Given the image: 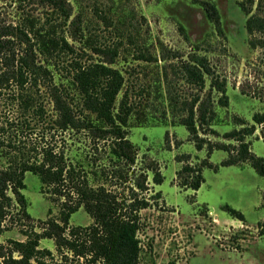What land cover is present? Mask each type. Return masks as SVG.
<instances>
[{"label":"rangeland","instance_id":"rangeland-1","mask_svg":"<svg viewBox=\"0 0 264 264\" xmlns=\"http://www.w3.org/2000/svg\"><path fill=\"white\" fill-rule=\"evenodd\" d=\"M68 1L73 8L72 18L85 12L87 32L96 33L100 42L112 45L123 40L120 56L109 64L120 69L126 80L117 105L127 95L135 108L125 130L136 147V163L129 167L115 161L107 145L110 141L94 139L88 130L59 131L53 141L64 148L73 163L84 164L91 184H105L120 197H129L131 186L139 179L145 180L146 189L136 190L139 198L149 201V206L139 211V264H264V234L259 226L264 221V177L249 162L223 165L230 155L219 148V144L238 146L237 137L228 134L254 127L245 141L250 143L251 151L264 157V123L254 121V115L264 111V47L252 42L254 37L246 26L248 15L240 5L243 0H210L219 9L220 29L207 17L202 0H114L119 3L116 6L113 0ZM245 1L249 7L253 4ZM259 1L254 0L252 13ZM121 2L126 4L127 13L135 14L128 20L135 25L129 28L138 32L135 38L150 50L151 61L136 59L133 51L129 52L133 47L118 33L122 26L116 19L115 26L104 22L95 11L96 7L109 10L115 6L114 11L122 12ZM47 11L37 0H0V27L15 26L27 14L44 21ZM68 28L69 41L79 51L86 50L88 59L107 60L103 53L86 47L80 35L74 37L72 27ZM195 56L205 57L214 76L226 81L227 105L222 104L221 93L211 86L210 77H206L204 88L187 79L183 68ZM0 68H6L1 59ZM55 82L66 85L60 74H56ZM51 88L41 82L40 99L47 114L57 118ZM197 97L200 102L210 98L216 112L212 121L204 125L199 120L200 102L195 106L199 136L204 140L202 149H198L197 141L182 123ZM9 104L11 101L4 105ZM205 160L219 169L205 166V181L194 190L189 186L193 175L183 168L187 164L197 167ZM156 173L161 183L155 180ZM25 185L23 193L31 219L17 213L8 218L9 230L0 234L6 246L11 239H26L24 224L28 229L42 231L48 219L60 215L59 200L43 189L38 175L28 171ZM226 205L242 212L244 220L232 215ZM93 222L81 207L72 214L70 227ZM40 247L53 253L47 258L49 264H88L66 249L64 256L53 238L41 239Z\"/></svg>","mask_w":264,"mask_h":264},{"label":"trees","instance_id":"trees-1","mask_svg":"<svg viewBox=\"0 0 264 264\" xmlns=\"http://www.w3.org/2000/svg\"><path fill=\"white\" fill-rule=\"evenodd\" d=\"M37 1L48 9L44 21L27 14L15 26L0 27V59L6 64V68H0V234L9 230L6 222L16 213L31 219L28 200L23 193L28 171L38 175L43 189L54 200H59L60 215L48 219L42 231L28 229L24 224L25 240L11 239L9 246L0 241V264H49L47 258L53 257V253L40 247L43 238L55 239L61 253L64 254L66 249L88 264H139L142 249L138 235L141 226L139 211L148 207L149 201L145 197L139 198L136 190L146 189L145 180L139 179L131 186L129 197H120L105 184H91L84 164L73 163L64 148L53 141L59 131L88 130L94 134V139L110 141L107 145L115 161L129 167L136 163L137 150L125 130L135 108L127 95L117 105L126 80L120 69L109 64L120 56L123 40L112 45L100 42L96 33L87 32L85 12L80 11L72 18L73 8L68 0ZM250 2L254 5V0ZM121 3L122 12L114 11L119 4L116 1L109 10L96 7L95 11L104 22L112 24L116 19L122 26L118 29L117 25L118 33L127 40V45L133 47L129 52L133 51L136 59L151 61L152 53L135 38L138 32L130 29L135 24L128 20L135 18V14L127 13L126 4ZM200 4L209 20L220 29L221 15L215 2L202 0ZM240 5L248 15L246 26L254 37L253 44L264 47V0L258 2L254 13L247 1H241ZM123 26L127 29L124 30ZM67 28L72 30L74 37L80 35V41L86 47L103 53L107 60L88 59L86 50L79 51L69 41ZM19 46L22 50L18 49ZM183 72L200 88L205 87L206 77H210L211 86L221 93L222 104L227 105L226 81L214 76L205 57L195 56L191 63L185 64ZM56 74L65 78L66 85H57ZM41 82L52 87L50 96L57 118L48 115L41 102ZM6 101H11L10 106L4 105ZM198 102L200 97L193 101L182 123L197 141L198 149H202L204 140L199 136L195 113ZM212 104L210 98L200 102L201 124H209L214 118L216 112ZM254 121L264 123V111L256 113ZM254 131L253 127L231 132L228 135L237 137L238 146L219 144V148L227 150L230 155L223 165L249 162L264 177V157L251 151L250 143L245 141V136ZM205 166L219 169L208 160L197 167L184 166L183 171L193 175L189 182L192 189L198 190L205 181ZM154 178L161 183L160 174L156 173ZM81 207L94 222L88 226L70 227L72 214ZM226 209L244 220L239 210L229 205ZM259 226L264 234V221Z\"/></svg>","mask_w":264,"mask_h":264}]
</instances>
